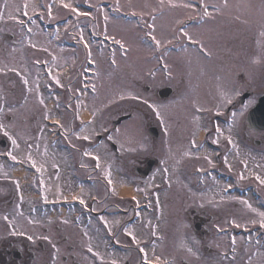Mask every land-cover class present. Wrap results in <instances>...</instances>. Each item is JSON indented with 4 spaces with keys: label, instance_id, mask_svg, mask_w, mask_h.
<instances>
[{
    "label": "rangeland",
    "instance_id": "obj_1",
    "mask_svg": "<svg viewBox=\"0 0 264 264\" xmlns=\"http://www.w3.org/2000/svg\"><path fill=\"white\" fill-rule=\"evenodd\" d=\"M194 1L201 3V0ZM209 1H215L212 4L220 8L225 4V0ZM119 2L120 8L117 11L115 0H0V14H2V18H0V95L10 102L8 108L14 109V112L7 110L0 119L5 124L11 125L10 131L18 135V142L25 158L28 152L37 158V149L42 143L43 153L39 159H43L45 167L51 170L53 162L59 165L61 161L63 163V159L58 156L59 153L50 152L46 140L42 139L46 135L42 122L45 119L46 111L50 113V117L61 116L60 113L65 111L62 108L65 100L62 99L61 103L55 105L56 113L52 111L53 104L48 102L52 97L43 93L44 88L43 86L41 88V84L44 82L40 79L43 75L35 65L37 61L48 60V74L46 79L44 78L46 80L44 84L61 91L64 89L62 83L65 81L66 73L72 74L74 72L75 76L76 70H91L94 72L93 77H80L82 81H88L90 88L93 89L95 86V91L91 90L88 93V99L84 102L85 104L82 103L81 116L83 119H90L89 122H91L87 123L84 131L90 137L86 141V145L94 144L93 136L110 129L112 121L133 111L131 120L117 128L118 135L112 136L113 140L111 141L115 140L122 156L124 152L127 155L137 153V157L135 159L133 156V159L132 157L130 159V157L124 156V159L117 163L103 143L94 153L97 155L103 153L100 161L104 166L97 173L87 169L88 166L85 167L87 176L95 184L86 187L80 194L85 202L95 194V186L103 190L100 177L105 175L106 170L110 169L111 174L113 172L111 180L116 187L130 184L134 187L133 196L142 197L132 201V203L124 204L125 206L128 204L137 206L144 202L150 205L151 209L156 207V213L160 216L150 226L148 222L152 214L149 216L142 215L144 222L141 226L128 229L136 236L137 239L132 242V245L137 247L136 249L128 248L122 252L123 257H131L132 262L136 263V259L140 260V253L143 255L147 253L144 255L147 259L163 264H248L249 257H251L252 264H264V244L258 238H254L258 230L263 232L264 228H261L259 223L252 224L249 222L259 218L240 202L246 200L253 208L264 211V185L256 179L257 175L264 178L263 135L247 133L250 137L247 143V151L241 152V157L245 160V166H243L245 168L240 165L235 167L237 184L250 189H253V186L260 194L258 200L250 196L249 192L246 196H239L235 193L229 194L226 188L235 186L236 182L217 178L215 172L210 171L208 175L201 178L195 176L192 173L194 167H200L205 171L215 166L214 162L210 166L207 160H204L205 156L211 159L212 154L206 149L201 151L199 159H197L198 156L191 154L192 161L186 162L187 164L175 162V165H170L167 168L170 174H178L177 169L174 173H171V169L174 171L176 166L181 167L182 173L189 177L186 181H175V176H172V180L162 182L159 179L154 180L152 177L142 180L135 178L130 173L132 168L137 165L138 159L146 154L143 150L147 148V143H151L150 148H155V152L158 150L159 153L167 145L175 148L174 144L181 142L185 149L182 148L181 151L180 148H175L176 151L183 152L184 150L187 152L189 134L194 135L195 128H199L198 121H202L200 131L203 128L209 129L212 112L221 113V110L228 105L223 102L221 92L228 93L231 100H234L238 96L233 94L235 92L239 93V91L246 89L257 92L259 80L263 81L264 87V35H261L264 33V0H227V7L220 9L219 12L216 8H213V11L212 9L208 10L209 16L206 17L202 15V12H198L196 7L184 8L181 6L190 3V0H171V4L169 0H163V3L161 0H119ZM206 2L207 0H204V3ZM63 3H70L78 9V12L89 13V15H77L70 9L64 8ZM101 4H108L112 12L106 13ZM25 5H27L26 8ZM49 5H51V14H49ZM90 5L98 6L100 11H97V7H90ZM172 5L176 6L173 7ZM25 11L27 15L24 14ZM33 12L37 13L45 23L63 22L53 39H49L48 32L43 33L37 26L31 27L29 34L24 36L18 23ZM133 12L136 14L133 15ZM105 15L108 16L107 21L104 19ZM67 16H71V18H67ZM187 17H191V20H214L213 24L207 21L201 27L202 23L200 22V27L191 24L183 30L188 32L190 36L192 35V38L195 37L200 40L203 45H201V49L204 52L209 53L208 45L212 47L215 63H228L231 60L234 63V73H245L244 86L240 90L235 86L230 89L227 80L221 79L217 84V80L213 81V84L204 91L193 90L191 97L186 81L182 80L176 84L173 81H162L158 77L161 75V71L158 68H151L154 66V61L150 62L149 57L150 54L152 56L154 50L151 44L147 42V39H151L147 34L153 30L148 26H155L153 34L161 41V45L158 47L161 50L165 45L170 46L177 43L176 40L182 41L183 38L189 40L178 27ZM84 29H90L97 36L121 40L125 48L122 49L119 44L117 47H111L109 43H102L104 47L102 46L101 49L97 43L92 44L85 35ZM81 34L83 40L80 38ZM65 38H70L71 43H73L70 49L62 45V40ZM204 38L207 43L204 42ZM85 42L89 45L88 49L84 47ZM152 42L153 47L157 46L154 41ZM32 45L36 47H32ZM96 46L99 48L96 49ZM105 47L112 50L115 59L114 68L108 61ZM242 47L244 50L240 53ZM89 51L91 52V60L88 58ZM176 54L178 53H168L169 71L167 72L168 77L165 78H170L172 73L178 78L177 73H179L182 65H187L186 59H189L187 55L190 54H183V57ZM23 56L25 59H22ZM197 64L205 65V63L200 62ZM13 68L16 71L9 70ZM197 68L200 69V67ZM149 74L150 78H158L155 81L146 79ZM54 76L60 80L59 85L53 79ZM22 78H27L28 85L23 83ZM180 78L184 79L181 75ZM73 81L67 87L70 94L77 84V76L75 83ZM146 86L150 92H145L144 87ZM163 86H171L179 94L171 100L160 101L156 98L155 91ZM211 87L215 88L211 89ZM29 88L32 89V92L28 91ZM198 95L207 97L211 95L209 100L213 105L209 108L206 107V105H211V102L204 103ZM38 96L44 98L45 105L38 103ZM115 99L118 102L116 101V106L111 108ZM249 103L252 105V102ZM152 105L155 106V109L151 107ZM199 109H203V111ZM156 110L160 112L159 117L156 115ZM66 116L68 117V114ZM235 120L233 128L238 131L244 127V122L242 120L239 123L237 119ZM149 125L156 126L159 131H169L167 144H162L165 140L160 141V138L156 141H150L146 136V129ZM34 128H39V130L36 131ZM41 129H43L42 133ZM65 129L70 133L71 126L67 118L64 132ZM126 131H129L130 134L129 136L126 135L128 137L124 139L123 136ZM68 136L72 143L78 147L81 146L79 144L82 142L81 139H78L72 132ZM254 140H258L260 144L254 145L252 142ZM28 145H32V147L29 148ZM45 147L47 148V155L44 154ZM126 148H132L133 153H127ZM82 165L85 166V162H81L80 166ZM228 165L230 166V164ZM222 168L226 171L229 170L226 164H222ZM64 172L66 169L61 171V177L64 176L62 175ZM123 172L130 175L129 178H125L126 176L122 175ZM155 172L159 173L160 169L156 168ZM241 174H243L244 179H240ZM68 184L71 189H67V193H73L77 190L75 183ZM153 185L156 187L152 188ZM47 192L51 197L62 195L59 188L56 187L53 191ZM103 196L105 197L103 202L101 201L103 197L100 196L101 200L99 199V203L96 201L93 207L119 205L115 202L113 194L105 195L103 192ZM195 214L201 216L202 237L193 230ZM233 220L240 226L237 227L236 224H233ZM11 221L16 224L18 232H33L34 237L37 238L34 240L35 243L39 242L38 239L40 240L42 237H49V239L41 241L43 244L41 251H39L41 264L44 262L72 264V258L80 264H91L82 256L86 247L96 245L106 252L102 246L103 243L97 237L88 232L85 233L86 231L78 228L77 225L70 224L69 221L67 223L60 220L52 221L48 225L42 224L40 229L31 224L35 220L27 218L23 214H18ZM45 226L49 228L48 232L43 231ZM231 227L253 230L239 235L219 230ZM58 228L60 231L57 230ZM233 238L236 242L235 252L232 251ZM70 247L73 248L72 251L68 250ZM141 248L144 249L143 252L140 251ZM189 248L192 249V252L188 251ZM64 255L67 257L66 261L62 259ZM114 256L117 258V253Z\"/></svg>",
    "mask_w": 264,
    "mask_h": 264
},
{
    "label": "snow or ice",
    "instance_id": "obj_2",
    "mask_svg": "<svg viewBox=\"0 0 264 264\" xmlns=\"http://www.w3.org/2000/svg\"><path fill=\"white\" fill-rule=\"evenodd\" d=\"M161 3H163V0H161ZM169 3L171 4V0H169ZM201 5H202V7H203L202 15L205 16V17H206V16H209L208 5L204 3V0H201ZM172 6L175 7L176 5H172ZM181 6L184 7V8H194V5L191 4V3H185V4H182ZM224 6L227 7V0H225V4H224ZM26 7H27V5H25V8H26ZM48 7H49V14H51V12H50L51 5H49ZM63 7H64V8H67V9H70L73 13H76L77 15H85V16L89 15V13H81V12H78V9L75 8V7H73V5L70 4V3H63ZM90 7H97V11H100L99 7L96 6V5H90ZM115 7H116V10L118 11L119 8H120V2H119V0H115ZM212 7H216V6L213 5ZM24 14L27 15V12L25 11ZM132 14L135 15L136 13L133 12ZM0 18H2V14H0ZM104 19H105V21H107V20H108V16L105 15V16H104ZM153 19H155V17H153ZM148 27H149L150 29H152L153 31H150L147 35L151 38L152 41L155 42V44L157 45V47H159V46L161 45V41L158 40L157 37L153 34L155 26H154V25H149ZM28 31L30 32L31 29H28ZM180 31H181V32L183 33V35L186 36L189 40H192V39H193V38L189 35L188 32H186V31L183 30V28H181ZM261 35H264V33H261ZM80 38H81V40H83V35H82V34H81V37H80ZM106 38H107V37H106ZM113 40H114V42H115L116 44H119L120 47H121L122 49L125 48V45H124V43H123L121 40H117V39H115V38H113ZM194 42H195V41H194ZM169 43H171V41H169ZM32 47H36V46H35V45H32ZM84 47H85V49H88V48H89V45H88L87 42L84 43ZM88 58L91 60V52H90V51L88 52ZM54 59H55V58H54ZM37 63H39V61H37ZM112 63H113V64L115 63V59H114V58H113V60H112ZM9 70H10V71H16L14 68H13V69H9ZM22 79H23V83H24L25 85H28L29 81L27 80V78H22ZM53 79L55 80V82H56L58 85L60 84V80H59L57 77L54 76ZM28 91H29V92H32V89L29 88ZM37 91H38V84H37ZM93 91H95V86H93ZM233 94H234V95H239L238 92H235V93H233ZM221 97L223 98V102L226 103V104H230V103L232 102L231 97H230V96L228 95V93H226V92H221ZM121 98H123V97H121ZM38 103H39L40 105H45V100H44V98H43L42 96H38ZM78 106H79V105H78ZM151 107H153V108L155 109V106H154V105H152ZM244 107L246 108L247 105H244ZM4 110H5L4 107H3V106H0V116H2V114L4 113ZM199 110L203 111V109H199ZM8 111H9V112H14V109H12L11 107H9V108H8ZM218 114H219V113H218ZM156 115H157L158 117L160 116V112H159L158 110H156ZM240 115H243V112H241ZM236 117H237V113H236V112H233V113H232V118H233V120H235ZM49 118H50V113H48V112L46 111V112H45V119H49ZM77 118H79V113H77ZM81 123L83 124V121H82ZM89 123H91V122H89ZM56 124L59 125V127H60L61 129H64V128H65V126H64L63 124H61L59 120L56 121ZM10 128H11V125H7V124H5V123L3 122V120L0 119V133H3V136L6 137V138L11 142L12 148H13L14 150H17V149L20 148V144H19V142H18V141H19V137H18V135L12 133V132L10 131ZM84 131H85V128L82 127V128L80 129V132H79V133H74V135H75L78 139H83V140L87 141V140L90 139V137H89L88 135H83V136H81V133H83ZM117 131H118V130H117ZM42 132H43V129H41V133H42ZM215 132H216V134H217L218 137L221 136V135H223V132L221 131V128H220L219 126H216V128H215ZM229 132L231 133V126H229ZM65 133H67V129H65ZM108 139H109V140H113V137H112V136H109ZM226 140H227V142H228L229 144H232L233 148L236 147L235 143L233 142V139H232L231 134H229V135L226 137ZM214 142H218V140H217V141H214ZM192 146H193V147L196 146V141H195V139L192 140ZM28 147L31 148L32 145H28ZM122 147H123V145H122ZM44 154L47 155V148H46V147H45V152H44ZM6 155H7L11 160H13V161H18V159H19L16 155H13L12 152H7ZM83 155H85V156H92V153H90V152H88V151H85V152L83 153ZM184 155H185V156H190L191 153H190V152H185ZM26 159L29 160V161H31L32 167H34V168L36 169L37 172H41V171H43V167H42V166L37 167V162H36V160L32 157L31 152L26 153ZM93 159L96 160V167H97V168H100L101 165H100V158H99V156H93ZM205 159L207 160V162H208V164H209L210 166L213 165V162H212V160H211L209 157L205 156ZM224 162H225V164L228 163V161H227V156L224 157ZM162 163H163V161H162ZM82 166H84V165H82ZM54 167H55V165H54ZM0 168H2V166H0ZM198 171H203V169H198ZM164 172L166 173V172H167V169H164ZM105 175H106V177L108 178V183H109V184H112L110 169H109V170H106ZM213 179H214V178H213ZM240 179H244L243 174H241ZM256 179L260 182V184L264 185V178H261L259 175H257V176H256ZM15 183H16V185H17V188H19V181H16ZM41 183H43V181H41ZM113 191H114V189H113ZM45 199H47V198L45 197ZM221 199H223V197H221ZM240 202H241L242 204H244V205H245L250 211H252L253 213H255L256 216L259 218L258 220H257V219H252V220H250L249 222L252 223V224H257V223H259V226H260L261 228H264V211H258L257 209L253 208L252 205H251L248 201H246V200H242V201H240ZM80 203H81V204H84L85 202H84L83 199H81V200H80ZM3 218H4L5 220H7V217H6V216L3 217ZM101 219H103V218H101ZM64 222L67 223V221H64ZM105 223H107V222H105ZM148 223L150 224L151 222L149 221ZM232 223H233V224H236V221L233 220ZM236 226L239 227L240 225H239V224H236ZM219 230H220V231H223V229H219ZM125 231H126V233H127L129 236L132 237L133 241H136L137 238H136V236H135L132 232L128 231L127 229H125ZM13 234H16V233H13ZM20 234L22 235L23 233H20ZM153 235H155V232H153ZM28 239L31 240L32 237L29 236ZM43 239L47 240V239H49V237L45 236V237H43ZM235 243H236V242H235V239L233 238V240H232V251H233V252L236 251V249H235ZM257 243L259 244V241H257ZM54 247H55V246H54ZM88 251H89V252H93V249H92L91 246L88 247ZM140 251L143 252L144 249L141 248ZM188 251H189V252H192V249L189 248ZM257 254H259V253H257ZM94 255H97V256H98L99 253H98V252H97V253H94ZM193 255H195V253H193ZM145 261H146V264H147V257H146V256H145ZM112 264H116V261L113 260V261H112ZM248 264H252L251 257H249V262H248Z\"/></svg>",
    "mask_w": 264,
    "mask_h": 264
},
{
    "label": "flooded vegetation",
    "instance_id": "obj_3",
    "mask_svg": "<svg viewBox=\"0 0 264 264\" xmlns=\"http://www.w3.org/2000/svg\"><path fill=\"white\" fill-rule=\"evenodd\" d=\"M196 69L191 68V80L192 82L197 80ZM232 107L226 108V114H229L232 110ZM244 108V105H241ZM239 114L237 115V121L241 123V119L243 115H240L241 112H245V110H236ZM230 125H235V121L230 123ZM231 127V133L229 132V128L222 130L223 135L227 137L231 134L233 142L236 147L233 148L232 144H227V156L233 157L235 160L242 159L241 152L246 151V142L248 140L247 128L242 127L238 131L236 128ZM199 135V128L196 129L194 136ZM207 138H209V134H207ZM223 137H217V140L221 142L224 141ZM238 158V159H237ZM5 201V199H4ZM6 202V201H5ZM0 264H39V258L37 256V252L31 250L30 245L23 243L21 240L10 238V240L0 239Z\"/></svg>",
    "mask_w": 264,
    "mask_h": 264
},
{
    "label": "water",
    "instance_id": "obj_4",
    "mask_svg": "<svg viewBox=\"0 0 264 264\" xmlns=\"http://www.w3.org/2000/svg\"><path fill=\"white\" fill-rule=\"evenodd\" d=\"M264 99L263 100H261V103H260V105H258V107L255 109V114L258 116V117H260V116H262L263 115V117H264ZM263 110V111H262Z\"/></svg>",
    "mask_w": 264,
    "mask_h": 264
},
{
    "label": "bare ground",
    "instance_id": "obj_5",
    "mask_svg": "<svg viewBox=\"0 0 264 264\" xmlns=\"http://www.w3.org/2000/svg\"><path fill=\"white\" fill-rule=\"evenodd\" d=\"M119 194L122 195V196H127V195H132V192L129 191V190H120L119 191Z\"/></svg>",
    "mask_w": 264,
    "mask_h": 264
}]
</instances>
